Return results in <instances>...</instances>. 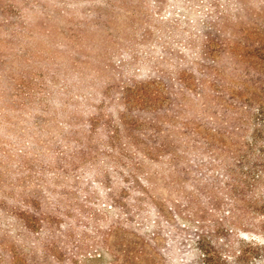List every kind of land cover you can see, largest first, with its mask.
Wrapping results in <instances>:
<instances>
[{
  "label": "rangeland",
  "instance_id": "rangeland-1",
  "mask_svg": "<svg viewBox=\"0 0 264 264\" xmlns=\"http://www.w3.org/2000/svg\"><path fill=\"white\" fill-rule=\"evenodd\" d=\"M249 177L264 0H0V264H197Z\"/></svg>",
  "mask_w": 264,
  "mask_h": 264
},
{
  "label": "trees",
  "instance_id": "trees-1",
  "mask_svg": "<svg viewBox=\"0 0 264 264\" xmlns=\"http://www.w3.org/2000/svg\"><path fill=\"white\" fill-rule=\"evenodd\" d=\"M251 180L232 181L229 207L215 223L211 239L206 233L198 235L197 264H252L263 256L264 241L258 235L243 236L246 230H241L251 226L264 232V197L254 192Z\"/></svg>",
  "mask_w": 264,
  "mask_h": 264
}]
</instances>
